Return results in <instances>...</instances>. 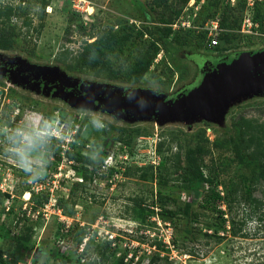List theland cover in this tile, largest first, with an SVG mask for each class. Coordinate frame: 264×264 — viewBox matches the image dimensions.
I'll return each instance as SVG.
<instances>
[{
	"label": "rangeland",
	"instance_id": "rangeland-1",
	"mask_svg": "<svg viewBox=\"0 0 264 264\" xmlns=\"http://www.w3.org/2000/svg\"><path fill=\"white\" fill-rule=\"evenodd\" d=\"M91 1L93 12L87 15L75 13L68 0H50V5L45 8L44 27L39 38L29 31L24 40L23 16L14 19L13 23L23 35L14 38L7 49L0 50V56L21 60L36 69H51L53 73L57 69L61 76L79 84H109L119 91L139 88L151 90L157 96H164L165 100H175L191 89L179 97L177 95L200 82L199 58L216 64L243 52L264 50V41L258 38L264 37V33L259 30L251 35L256 36L252 41L241 39L237 47L231 42L219 41L216 48H210L207 38L198 36L204 26L197 24L191 34L181 36L177 43L162 45L158 61L134 84L126 82L124 72L130 64L123 59L129 55L132 63L137 58L134 45L138 38L135 34L130 35L121 49L123 54L116 61V69L121 68L115 80L109 82L86 73L70 72L57 58L63 57L66 51L71 53L67 54L68 57L81 51L89 32L95 36L88 41L92 42L120 23L135 21L138 24L136 29L158 25L161 18H173L174 12L182 8L179 0H169L164 7L155 10L151 7V0ZM226 2H230L234 16L241 20L244 14L242 0L240 3L238 0L236 3L219 0L216 13L223 11ZM8 3L16 5L17 2L0 0V6ZM27 7L34 27L39 22V8L32 2ZM214 11L215 8L210 7L202 10L200 22ZM24 84L13 85L0 75V264H91L98 252L105 248V257L98 264H112L123 255L126 264H264V219L260 223L247 222L243 229L246 238H232L220 229V236L227 234H224V240L205 244L203 233L212 234L214 230H205L208 225L205 222H220L217 213L202 208L203 204L215 202L209 200L208 187L197 180L183 189L172 183L160 186L157 178L145 181L123 178L121 174L125 166L133 168L137 165H133L134 161L126 164L129 157L124 160V153L117 143L121 131L138 130L132 142L140 138L167 139L172 134L189 146L199 143L214 159H230V153L218 152L213 147L215 138L229 134L231 122L240 116L263 120L264 97L253 96L232 106L222 124L205 121L186 124L176 120L159 125L154 120L129 121L120 114H111L97 107H74L61 97L46 96ZM107 96L103 93L98 101L106 102ZM69 142L73 145L69 146ZM124 149L126 155L147 151L146 148L136 150L135 143L131 150L129 147ZM67 151L91 156L97 167L99 159L104 158L100 166L105 173L104 180L87 181L75 187L74 184L81 181L82 165L69 160ZM112 157L119 162L114 164ZM209 161V157L204 158L205 163ZM115 165L121 170L110 177L108 170ZM88 170L91 175L93 167ZM70 191L76 205L68 214L71 204L65 203L67 209L63 212L57 201L67 199ZM26 192L34 193L42 204L33 205L30 196L24 200ZM157 192L174 199L176 204L170 202L160 206L156 200ZM254 195L260 201L258 215L263 213L264 217V188ZM186 202L190 204V213L200 214L199 224L192 221L191 215L186 219L165 217L161 213L173 214ZM216 207L224 210L221 202L216 203ZM140 211L150 213L140 220L137 215ZM243 215L241 210L237 220ZM200 229V235L193 241V232ZM82 233L84 238L77 245ZM20 234L29 236V242L19 240ZM19 248L23 249L20 254L16 252ZM192 248L194 255H191Z\"/></svg>",
	"mask_w": 264,
	"mask_h": 264
},
{
	"label": "trees",
	"instance_id": "trees-1",
	"mask_svg": "<svg viewBox=\"0 0 264 264\" xmlns=\"http://www.w3.org/2000/svg\"><path fill=\"white\" fill-rule=\"evenodd\" d=\"M168 1L169 0H151V7L154 10L160 9L164 7ZM189 1L190 0H179L182 8L174 12L173 18H161L158 25L150 27L143 26L142 28L136 29L135 25L137 26L138 24L130 22L120 23L116 28L112 27L108 29L101 39H95L92 42L88 41L95 36L92 32H89L87 34L88 38L83 42L81 51L71 57H68L67 55H71V53L66 51L63 53L64 56L57 58V60L66 65L67 70L70 72L76 71L86 73L97 79L110 82L118 77V70L121 67L119 66L118 69H116V61H118L119 57L123 54L121 49L129 41L130 35L135 34V37L138 38V43L134 45V51L137 53V58L132 63L129 62V55L125 56L123 59L124 62L127 61V64H130L127 65L124 72L126 82L134 84L148 73L149 69L155 62L162 45L165 47L170 46L172 42L177 43L181 36L193 32L191 30L174 31L171 28V25L181 17L183 8L189 3ZM234 1V3H236V0ZM240 1L241 0H238L239 3ZM16 2V5L4 4L0 6V50L7 49L14 38L19 39L23 35L17 25L13 23L14 19L23 16L22 25L26 29L24 40L29 31H32L35 38H39L44 27L45 8L50 5V0H16ZM31 2L39 8V22L34 27L32 26V19L28 14L27 7V4ZM218 2L219 0H206L197 12L193 23L196 25L200 24L203 27L207 21L218 17L220 19L219 29L221 30L218 35V42H231L232 46L237 47V44L241 39L252 41V37L256 36L243 35L240 33L244 14L241 20L238 19L237 16H234L233 7L228 4L230 2H226L223 11L217 14L216 7ZM209 7L215 8L214 13L200 22L201 11ZM245 7V0H242L241 8L243 13ZM253 19L259 25V28L254 29V31L259 30L264 33V0H255ZM207 33V31L201 30L198 33V36L206 39ZM258 38H261V40L264 41V37ZM208 45L210 48H216L217 44L211 46L209 42ZM229 57H231V55L223 57V59H228ZM68 58L70 59L69 61ZM199 59H201L198 63L201 66L199 71L202 78L205 72L213 68L214 63L207 59ZM162 61L163 59L160 63ZM112 87V90H118V88H115L114 86ZM192 88H194V86L184 90L177 95V97ZM131 90L132 89L130 88H124L123 91H120V94L125 96L129 94ZM228 129L229 134H222V136H217L215 138L213 147L218 152L230 153V159H220L217 157L214 159L211 153L199 143L194 145L191 143V146H189L184 144L177 135L170 134L167 139L159 137V139H161L157 144V155L159 156L160 161L157 165H149L148 167L136 166L133 168H127L125 166V170L121 174L123 178H134L139 181H145L149 178L152 180L153 178H157V183L160 186L172 183V185L176 187L181 186L183 189L189 187L188 185L194 180H197L203 186L206 185V187H208L207 190L209 189L207 193L209 194V200L211 198V200L215 202L206 205L203 204L202 208L211 213H217L216 218L219 219L220 222L218 224H209L205 222L208 224L205 230H210L211 228L214 229L212 234L206 233V231L203 233L202 236L205 244H209L213 241L221 243L224 240V234L226 233H223V236H220V229L223 232H227L232 238H246L243 229L247 222L253 220L260 223L264 219V217H262L263 213L258 215L260 201L254 195L258 190L264 188V118L263 120H259L240 116L231 122V127ZM78 131L79 130L75 132L76 135L78 134ZM137 134L138 130L128 133L121 131L117 138V143L120 145V151H122L123 147H129L130 149L136 140L135 139L134 142H132L133 137ZM70 142L68 145L72 146L73 144ZM66 155L69 160L82 165L81 181L79 183L76 182L74 184L75 187L81 186V184L83 185L87 181L93 182L96 180H104L105 173L100 167L104 158L99 159L100 165L97 167L94 166L95 161L91 156L70 151H67ZM205 157L210 158L208 164L204 162ZM232 166L234 167V171H232ZM89 167H93V172H90L91 175L88 174ZM117 170L121 169H117L115 165V167L108 170V175L111 177ZM157 171L158 173L155 174ZM172 172L174 173L173 176ZM247 174L248 176H246ZM219 187L222 188L221 191L218 190ZM220 192H222V195ZM30 199L33 205L42 204L34 193L30 194ZM156 200L162 207L168 205L170 202L176 204L174 199L161 195L159 192L156 194ZM57 202L58 207H60L63 212L67 209L65 203L69 202L71 204L67 212L68 214L73 211L76 205L74 198L71 196V191L67 199L62 198ZM219 202L224 206V210L216 207V203ZM241 210L244 212V215L241 219L237 220ZM147 213H150V211H146V213L138 212L137 215L140 217V220H143ZM161 213L165 217L167 215L172 216L173 218L183 217L186 219L191 215V219L196 225L200 223V214L197 212L190 213V204L187 202L184 204L183 208H178L177 212L173 214L163 211ZM226 227H229V229L226 230ZM201 231L202 230L200 229L193 232V241L198 238ZM83 238L84 233H82L77 239V245L82 242ZM20 239H23L24 242L28 243L30 237L20 234L19 240ZM22 250L23 249L19 248L16 252H19L20 254ZM105 250L98 252L96 260L91 264H98L105 257ZM194 254L195 250L192 248L191 255ZM112 264H126L125 255L119 256L115 262H112Z\"/></svg>",
	"mask_w": 264,
	"mask_h": 264
},
{
	"label": "water",
	"instance_id": "water-1",
	"mask_svg": "<svg viewBox=\"0 0 264 264\" xmlns=\"http://www.w3.org/2000/svg\"><path fill=\"white\" fill-rule=\"evenodd\" d=\"M73 84L83 95L62 93L61 98L74 107H97L129 121L154 120L159 125L176 120L186 124L196 121L222 124L233 105L253 96L264 97V50L243 52L214 64L197 86L175 100H165L164 96L139 88L123 96L109 84L76 81ZM103 93L108 94L106 102L98 101Z\"/></svg>",
	"mask_w": 264,
	"mask_h": 264
},
{
	"label": "built area",
	"instance_id": "built-area-1",
	"mask_svg": "<svg viewBox=\"0 0 264 264\" xmlns=\"http://www.w3.org/2000/svg\"><path fill=\"white\" fill-rule=\"evenodd\" d=\"M68 1L70 3L72 10L77 14L86 13L87 15H89L88 9L93 8L92 6L93 3L90 0H68ZM205 1L206 0H190L189 3L183 8L181 17L171 25V28L174 31H179V30L186 31V30L195 29L196 24L193 23L194 18L196 17L197 12L201 8V6L205 3ZM254 2L255 0H245L246 7H245L242 26L240 30V33L243 35L257 34V31H254V29H258L259 25L253 19ZM219 22L220 19L216 17L215 19L207 21L204 25L203 30L208 32L207 41L210 42L211 46H215L218 43V35L220 34L221 31L219 29ZM130 23L137 24L135 21H131ZM159 55L160 54L157 55L155 62L158 61ZM158 140L156 138H154V140H149L144 138L137 139L135 142L136 150L139 151L142 148L147 149L146 152H142V153L134 152V153H130L129 155H126L125 154L126 151L124 149L125 147H123L122 152L124 154L122 155H124V160H128L129 157V160L126 162V164L130 165L129 161H134L133 165H137V167H148L149 165H157L160 161V158L157 155ZM133 156H136L135 160H132ZM112 162L114 164H117L119 160H115L112 157Z\"/></svg>",
	"mask_w": 264,
	"mask_h": 264
},
{
	"label": "flooded vegetation",
	"instance_id": "flooded-vegetation-1",
	"mask_svg": "<svg viewBox=\"0 0 264 264\" xmlns=\"http://www.w3.org/2000/svg\"><path fill=\"white\" fill-rule=\"evenodd\" d=\"M0 75L7 78L13 85L22 82L28 89L36 88L35 90L50 97H61L62 93L83 95L77 85L73 84L74 79L71 81L57 72L53 73L51 69H36L18 59L0 56Z\"/></svg>",
	"mask_w": 264,
	"mask_h": 264
},
{
	"label": "bare ground",
	"instance_id": "bare-ground-1",
	"mask_svg": "<svg viewBox=\"0 0 264 264\" xmlns=\"http://www.w3.org/2000/svg\"><path fill=\"white\" fill-rule=\"evenodd\" d=\"M92 12H93V9L89 8L88 9V14H92ZM29 196H30V194L28 192H26L25 195H24V200H28Z\"/></svg>",
	"mask_w": 264,
	"mask_h": 264
},
{
	"label": "clouds",
	"instance_id": "clouds-1",
	"mask_svg": "<svg viewBox=\"0 0 264 264\" xmlns=\"http://www.w3.org/2000/svg\"><path fill=\"white\" fill-rule=\"evenodd\" d=\"M8 4H9V3H8ZM47 7H48V6H47ZM47 7H46V8H47ZM159 141H160V139L158 140V142H159ZM158 142H157V144H158Z\"/></svg>",
	"mask_w": 264,
	"mask_h": 264
}]
</instances>
